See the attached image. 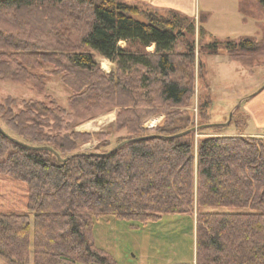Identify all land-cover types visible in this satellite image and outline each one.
<instances>
[{
	"label": "trees",
	"instance_id": "1",
	"mask_svg": "<svg viewBox=\"0 0 264 264\" xmlns=\"http://www.w3.org/2000/svg\"><path fill=\"white\" fill-rule=\"evenodd\" d=\"M256 1L264 9V0ZM144 5L0 0V80L28 83L42 93L54 76L70 91L68 108L50 93L23 99L19 111L17 97L0 104V126L8 133L0 130V172L28 187L27 212H0V257L8 264H118L96 244L94 220L147 223L167 213L193 218V264H264V136H175L196 123L194 110L174 108L190 106L199 90L197 21L199 55L225 52L243 65L264 57V28L260 39L206 41V15L199 13L196 21L179 9ZM100 58L112 61L113 70ZM204 62L198 58V80L206 78ZM206 91L198 93L199 132L213 123L212 86ZM113 110L109 130H77ZM158 115H164L161 123L147 127ZM111 130L126 134L109 147ZM9 135L68 159L26 148ZM131 138L140 139L111 151ZM94 139L93 148L76 150Z\"/></svg>",
	"mask_w": 264,
	"mask_h": 264
},
{
	"label": "rangeland",
	"instance_id": "2",
	"mask_svg": "<svg viewBox=\"0 0 264 264\" xmlns=\"http://www.w3.org/2000/svg\"><path fill=\"white\" fill-rule=\"evenodd\" d=\"M138 4L141 5L142 3ZM147 5L144 7H153ZM194 9L196 14L190 15L194 16L196 21L199 13L202 16L206 15L203 24L210 33V37H205L204 40L206 41L211 37H217L221 40L226 38L238 39L244 35L255 36L258 39L262 37L264 9L256 0H194ZM139 16L141 17V15ZM196 27V86L199 90H196L193 101L188 100L190 106L182 105L174 108L194 110L195 123L199 124L197 121L198 93L204 96L207 92L206 87L210 86L211 88L212 86L213 100L209 108V122L224 123L230 119L231 114L232 117L230 123L223 128L206 127L203 132H199L197 129L195 140L212 134H235L240 131L246 135L264 136V57H256L249 62L250 65H243L241 62L231 59L225 52L199 55L198 21ZM177 48L183 49L182 41L178 42ZM148 49L154 50V47L151 46ZM199 57L205 61L203 69L206 78L201 80H198ZM100 60L102 66L107 71H111L113 62L102 58ZM46 82L48 88L45 92L38 93L31 89V84L0 80V104L7 96L17 97L15 110L19 111L25 107L23 99H42L45 93H50L57 98L62 106L68 108L70 91L61 79L49 76ZM101 115L89 120L96 119L91 127H83V130L94 132L109 130L114 122L113 115ZM160 116L164 117V115L156 117ZM152 118L147 120V127L153 126V121L150 122ZM162 120L163 118L159 124ZM236 121L238 125L235 124ZM155 122H158V119ZM196 124L195 126H197ZM125 134V130L121 132L111 130L109 147L115 145L119 136ZM97 143L98 140L94 139L81 144L76 150L86 151L93 148ZM27 202V184L20 179L0 172V212H27ZM210 209L228 210L218 207ZM94 234L96 244L113 256L118 264H193L195 261L196 233L194 220L185 213H167L158 221L147 223L121 219L116 216H102L94 220ZM0 264L8 263L0 257Z\"/></svg>",
	"mask_w": 264,
	"mask_h": 264
},
{
	"label": "crops",
	"instance_id": "3",
	"mask_svg": "<svg viewBox=\"0 0 264 264\" xmlns=\"http://www.w3.org/2000/svg\"><path fill=\"white\" fill-rule=\"evenodd\" d=\"M125 1H128L130 3H146V4H149L153 7H156V8H174V9H179L181 11H184L186 13H189L191 15H195L196 14V10L194 9V0H125ZM153 47V46H152ZM103 60H106V61H110L106 58H102ZM109 116V115H113L112 119H116V111H112L110 113H106V114H103L101 116ZM163 118V116H160V117H156V118H152L150 120L153 121V126L152 127H156L158 125H154V124H159V121ZM111 119V120H112ZM156 119H158V122H155ZM96 119L92 120V121H89V122H86L82 125H79L77 127V130L79 131H86V130H83L84 128L83 127H91L92 124L94 123ZM149 126V127H151ZM87 132H94V131H90V130H87Z\"/></svg>",
	"mask_w": 264,
	"mask_h": 264
},
{
	"label": "water",
	"instance_id": "4",
	"mask_svg": "<svg viewBox=\"0 0 264 264\" xmlns=\"http://www.w3.org/2000/svg\"><path fill=\"white\" fill-rule=\"evenodd\" d=\"M113 68H114V65H113V67L111 68V70H113ZM262 89H263V88H262ZM262 89H261V90H262ZM231 117H232V114H231ZM231 117H230V119H231ZM230 119H229L227 122H224V123H208V124H205V125H203V126H206V127H212V126H226V125H228V124L230 123ZM200 127H201V126H194L193 128L188 129V130H185V131H182V132L176 134L175 136H182V135L188 134V133H190L191 131H196V130L199 129ZM0 130H1L4 134L8 135V133H6V132L4 131V129H3L1 126H0ZM9 137H10V139H12L14 142H16V143H18V144H20V145H22V146H24V147H26V148L34 149V150H50V151H53V152L58 156L59 160L64 161V160H67V159H68V158H63V157H61V155H60L55 149H53V148L50 147V146H34V145H30V144L24 143V142H22V141H20V140H18V139H16V138H13V137L10 136V135H9ZM147 137H155V135H150V136H147ZM137 139H140V138H131V139L123 140L122 142H120L119 144H117V145H116L111 151H113V150H115V149H118V148H120L121 146L125 145L126 143H128V142H130V141L137 140Z\"/></svg>",
	"mask_w": 264,
	"mask_h": 264
}]
</instances>
